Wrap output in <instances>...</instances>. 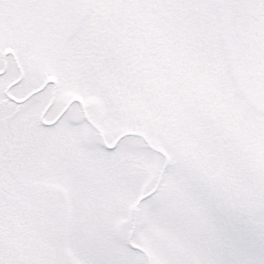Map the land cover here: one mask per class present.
Returning a JSON list of instances; mask_svg holds the SVG:
<instances>
[{
	"label": "snow or ice",
	"instance_id": "1",
	"mask_svg": "<svg viewBox=\"0 0 264 264\" xmlns=\"http://www.w3.org/2000/svg\"><path fill=\"white\" fill-rule=\"evenodd\" d=\"M0 264H264V0H0Z\"/></svg>",
	"mask_w": 264,
	"mask_h": 264
}]
</instances>
